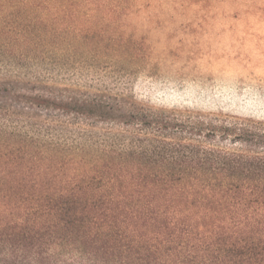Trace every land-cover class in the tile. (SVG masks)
<instances>
[{"label":"rangeland","instance_id":"374dc122","mask_svg":"<svg viewBox=\"0 0 264 264\" xmlns=\"http://www.w3.org/2000/svg\"><path fill=\"white\" fill-rule=\"evenodd\" d=\"M71 98L126 100L159 122L264 128V0H0V150L28 154L0 178H39L59 193L113 178L107 165L132 151L169 168L196 163L183 145L198 140L250 149L208 126L206 137L178 128L167 144L139 142L133 125L84 116Z\"/></svg>","mask_w":264,"mask_h":264},{"label":"trees","instance_id":"16d2710c","mask_svg":"<svg viewBox=\"0 0 264 264\" xmlns=\"http://www.w3.org/2000/svg\"><path fill=\"white\" fill-rule=\"evenodd\" d=\"M80 107L84 116L97 110V118L133 125L139 142L167 144V131L178 128L206 137L208 126L250 149L198 140L183 145V158L196 163L169 168L141 162L147 150L132 151L107 165L113 178L68 183L59 193L39 178H0V190H13L0 192V264H264V128L159 122L126 100ZM24 155L0 150V171ZM175 173L184 176L167 177Z\"/></svg>","mask_w":264,"mask_h":264}]
</instances>
